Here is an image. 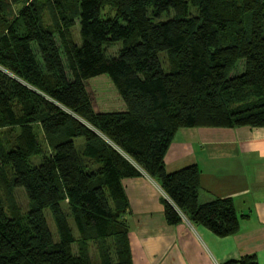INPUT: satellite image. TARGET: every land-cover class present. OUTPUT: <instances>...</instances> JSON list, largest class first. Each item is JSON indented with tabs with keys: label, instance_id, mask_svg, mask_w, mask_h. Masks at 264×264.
<instances>
[{
	"label": "trees",
	"instance_id": "obj_1",
	"mask_svg": "<svg viewBox=\"0 0 264 264\" xmlns=\"http://www.w3.org/2000/svg\"><path fill=\"white\" fill-rule=\"evenodd\" d=\"M100 75L122 111H93ZM199 127L264 128V0H0V264H92L90 247L131 264L121 180L142 174L167 225L234 235L231 199L200 203L195 165L164 170L175 132Z\"/></svg>",
	"mask_w": 264,
	"mask_h": 264
},
{
	"label": "crops",
	"instance_id": "obj_2",
	"mask_svg": "<svg viewBox=\"0 0 264 264\" xmlns=\"http://www.w3.org/2000/svg\"><path fill=\"white\" fill-rule=\"evenodd\" d=\"M163 164L166 173L195 165L198 201L231 199L239 230L218 238L184 218L167 225L157 183L143 174L124 178L131 264H222L247 255L264 264V128H180Z\"/></svg>",
	"mask_w": 264,
	"mask_h": 264
},
{
	"label": "rangeland",
	"instance_id": "obj_3",
	"mask_svg": "<svg viewBox=\"0 0 264 264\" xmlns=\"http://www.w3.org/2000/svg\"><path fill=\"white\" fill-rule=\"evenodd\" d=\"M45 24L50 25L51 22L48 20V18L44 22ZM71 38L72 40L77 43L78 38H77V26L75 25L73 27L72 33H71ZM56 44L58 45L57 38L55 37ZM120 47V43H116L113 47H111L108 50L109 54H114L116 50ZM161 60V65L164 69L167 67L166 59L164 55L159 56ZM235 68V72L238 70ZM85 90L90 98L91 105L93 108L94 112H119L124 109L123 103L118 97L115 89L113 88L112 84L110 83L109 79L105 75H100L96 76L94 78H90L84 82ZM45 154L48 153L46 149H44ZM31 163L33 165L38 164L39 162V157H33L30 159ZM13 199L14 203L19 209L20 212H25L27 209V200L24 196V193L21 189H15L13 191ZM5 208V207H4ZM7 213V211L5 210ZM44 216L46 219V223L49 229L50 234L52 235L53 241H56V235H55V230L54 226L52 224L50 214L48 210L44 211ZM69 225L73 228L72 224L70 221H68ZM89 254L91 258L92 264H97L98 260L95 255V250L93 247L89 248Z\"/></svg>",
	"mask_w": 264,
	"mask_h": 264
}]
</instances>
